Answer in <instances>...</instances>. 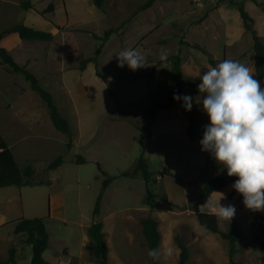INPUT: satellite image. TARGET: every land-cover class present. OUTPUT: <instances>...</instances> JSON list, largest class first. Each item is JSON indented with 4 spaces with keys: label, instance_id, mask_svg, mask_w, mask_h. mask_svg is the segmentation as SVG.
<instances>
[{
    "label": "rangeland",
    "instance_id": "374dc122",
    "mask_svg": "<svg viewBox=\"0 0 264 264\" xmlns=\"http://www.w3.org/2000/svg\"><path fill=\"white\" fill-rule=\"evenodd\" d=\"M23 1L26 0H0V33L16 24H25L52 33L54 41L5 39L0 46L21 65L25 58L30 59L31 65L27 68L43 86L47 84L49 69L65 68L66 75L73 76L75 69L81 72L83 59L99 52L98 70L91 63L84 74V82L92 89L75 92L82 113L89 109L92 110L90 115L95 116V129L90 137L84 141L76 136L72 150H67L58 139L54 140L52 149H39L40 158L31 163L36 185L23 188L21 192L13 187L3 193L11 199L22 196L21 207L25 209L26 219L43 218L47 214L49 193L63 194L65 206L57 211V218L46 225L49 242L54 250L59 245H67L73 252L82 250V256L67 257L68 252L64 250L47 258L56 264H97L90 247L82 246L86 245L84 227L103 222L108 264H152L143 221L153 217L159 221L162 235L161 264H179L177 237L189 247L188 264H231L229 242L220 233L203 228L193 210L205 184L216 175H224V171L210 153L201 151L200 141L189 140L186 132L180 136L162 130L160 122L164 116L154 128L151 139L146 138V132L137 131L136 128L142 130L145 125H136V102L140 100L136 86L143 95L142 106L149 104L151 96L153 102L163 98L164 92L174 83L173 63L180 55L184 77L193 82L200 81V76L210 67L232 59L252 68L254 78L264 89V79L258 77L254 67L253 37L246 31L239 12V4L243 3L254 20V29L264 41V0H257L260 5L253 0H157L144 11L140 7L147 0H105L103 9L96 7L94 0H30L34 9L29 11L20 6ZM50 5L54 9L52 13L48 12ZM110 28L115 29V33L107 43L93 38V34L104 37ZM193 44L211 53L215 64L203 51L194 49ZM125 49L139 51L146 58L145 67L136 71L130 70L127 64L118 67L117 55ZM162 53L167 54L166 60L161 59ZM25 89H31L26 77L12 72L0 58V106L14 105L18 92ZM117 106L122 111L119 121L114 120ZM183 112L184 107L178 104L173 115L187 129L189 119ZM200 113L206 114L203 110ZM108 115L115 123L108 121ZM142 143L153 174L149 184L150 192L155 195L152 206L145 204L148 191L141 175L122 176L134 170L143 151ZM60 155L64 156L65 164L58 180L50 176L55 181L53 187L39 184L46 182L47 165ZM77 155L83 156L87 163L72 162ZM18 160L22 162L23 158L18 155ZM97 163L110 176L118 178L106 190L101 215L95 218L96 201L104 181ZM164 169L172 176H163ZM220 193L226 198L220 200ZM219 200L221 205H234L236 214L230 222L217 214ZM16 208L13 204L2 206L8 209L11 218H18L24 212ZM200 208L217 215L221 232L237 229L236 264H264V251L255 243L252 228L255 218L264 215V211L248 210L243 196L231 185L211 196ZM22 237L24 240L19 242L24 244L21 246L25 251L18 264H30L26 253L27 237ZM7 240L6 232L0 230V245ZM32 255L30 247V257Z\"/></svg>",
    "mask_w": 264,
    "mask_h": 264
},
{
    "label": "trees",
    "instance_id": "16d2710c",
    "mask_svg": "<svg viewBox=\"0 0 264 264\" xmlns=\"http://www.w3.org/2000/svg\"><path fill=\"white\" fill-rule=\"evenodd\" d=\"M157 0H147L141 7L140 10L144 11L153 6ZM257 5L260 3L257 0H253ZM105 0H94V4L99 9H103ZM20 6L26 10H33L34 7L30 0L23 1ZM54 11L53 5H50L48 12L52 13ZM239 12L244 22V27L247 32L252 34L254 41V54H255V69L259 78L264 79V41L259 36L257 31L253 27L254 20L251 15L246 10L243 3L239 4ZM115 33V29L110 28L105 32L104 37H99L93 34V38L97 41H101L103 44L107 43L112 34ZM16 37L20 40L26 41H42V42H52L54 40V35L50 32L36 30L25 24H16L0 33V43L9 38ZM194 49L203 51L210 57L212 64L215 61L212 58L211 53H209L204 47L199 44L191 45ZM98 54L95 56L83 59L80 64L81 71H84L90 63H94L98 70L99 61ZM0 58L2 64L7 65L10 70L17 74H23L26 79L30 82L33 91L38 93L40 98L46 104L52 122L56 129L69 137V142L67 144L68 150L73 147L72 139V129L69 121L60 112L53 94L42 86L38 77L33 74L27 66L20 65L14 57L9 53V51L0 46ZM182 59L180 55L175 57L173 63V85L167 89L164 94L166 99L164 101L155 100L153 106L150 110V119L146 126L142 128L144 132L147 133V138L152 136L151 127L155 124L158 113L160 110H170L174 108L177 103L183 106V101H177L173 99L174 94L184 95L186 91L191 88H198V84L201 81L193 82L184 77L183 69L181 67ZM175 89H178L175 92ZM184 115L189 119V127L187 130V135L191 141H200L203 138L204 130H202L195 122L191 111H186L184 108ZM143 151L141 152L137 164L132 172L122 173L123 177H136L138 174L141 175L142 179L146 183L148 196L145 199V204L152 206L151 200L155 197L153 193L149 190V184L152 182V172L150 167V161L146 157L145 146L142 143ZM65 163L63 155L58 156L52 162L49 163L47 171H54L61 167ZM76 164L82 165L86 164L87 160L81 156L77 155ZM97 166L104 177L102 191L99 194L96 206L94 210V217L97 218L101 215L102 201L106 190L110 185L118 178V176H110L106 171H104L99 163ZM222 169V168H221ZM224 175H216L203 187L202 193L197 199L193 210L197 216V219L201 226L213 233H220L223 239L227 240L230 244L229 254L231 264H236L234 257L238 252L237 243L239 241V236L237 229L232 228L228 232H221L218 222V217L216 214L206 213L201 211V206L207 204L210 197L214 194L221 192L223 189L230 185H233L238 177H229L227 175V170L222 169ZM163 176H172L168 169H164L162 172ZM35 176V170L31 164H26L21 166L15 159L14 154L11 149L7 146L4 141L1 131H0V188L15 186L18 188L35 186L33 179ZM48 217H40L33 219H19L14 228L15 235H26L25 244L30 246L33 250V257L31 264H56L51 262L45 257V253L49 248L50 235L47 231L45 220ZM159 221L153 217H149L143 221V234L147 241V246L149 249L158 248L160 250L162 235L159 230ZM253 234L255 243L264 251V215H259L255 218L253 224ZM87 234L92 242L90 249L93 252V256L97 264H108L109 262V252L106 243V235L104 233V223L94 222L88 229ZM177 245L180 250L179 264H188L190 259V250L186 243L179 237L176 238ZM67 254V252H65ZM152 261V264H161L160 261ZM0 264H18L17 249L14 246L9 248L8 259H0Z\"/></svg>",
    "mask_w": 264,
    "mask_h": 264
},
{
    "label": "crops",
    "instance_id": "0c3cea01",
    "mask_svg": "<svg viewBox=\"0 0 264 264\" xmlns=\"http://www.w3.org/2000/svg\"><path fill=\"white\" fill-rule=\"evenodd\" d=\"M7 39H19V38L9 37ZM253 56H254L253 59H254V67H255V54ZM29 65H31L30 59L25 58L22 66L28 67ZM87 68L81 72L75 69L73 72L74 73L73 76H67L66 75L67 72L65 68L64 70H60V71H55L54 69L51 68L49 69L50 71H48L49 76L46 82L47 83L46 86L42 85L53 94L60 112L70 123L73 134L72 149L75 148L76 136L80 140L85 141L88 139V137H90L93 130L95 129V116L90 115L92 110L88 109L85 113H82V111L77 105V100L75 97V92L79 90L90 91L92 89L91 85L88 84L86 85V83L84 82V74ZM95 79L99 83L101 82V79L96 76V73H95ZM101 86L103 85L101 84ZM192 91L195 93L190 95V92ZM36 94L38 95V93L33 91L32 88L29 90L25 89L24 92L22 93L18 92L17 94L18 96L14 102V105L5 104L0 106V131L2 137L6 142L7 146L11 149L12 153L14 154L16 161L21 166L26 165L28 163L31 164L36 162L40 158V155H38V153H40L39 149H45V150L52 149L53 146L55 145L54 140L58 139L59 141H61L62 145H65V148L68 150L67 144L69 142V137L66 134L56 129V127L52 122L46 104L43 102L40 96L38 95L39 97H37ZM136 95L137 98L140 99L139 101L136 102V125H138L139 127H143L144 125L145 126L147 125L150 119V110L153 106V97L151 96L148 105L142 106L141 104L143 102L142 100L143 95L140 94L137 86H136ZM184 95H189L193 97L191 114L196 124L202 130H205V126L208 125L210 121L207 114L203 115L200 113L202 110V103H200V101L202 100L203 94L199 93L198 88H191L188 91H186ZM164 99H166V96L160 98V100L163 101ZM178 104L180 103H177L174 106V108L170 110L159 111L157 120L151 129L152 136L150 138H147L146 136L147 139H151L153 137V130L159 124V121L162 118V116H164L163 121L160 122L162 124L161 126L162 130L167 131L169 134H178L180 136L182 133L184 136L185 132L187 134L188 128L185 129V125L182 124V121H180V119H178L177 116L173 115V110H175ZM121 112L122 111H120L119 107L117 106L116 117L114 119L115 121H119L118 118H121L120 116H122ZM107 118L110 123H115V121L110 119L109 115L107 116ZM136 130L143 131L137 128ZM193 142H199V141H193ZM18 155H20V157L23 158L22 162L18 160ZM75 160L73 159V161L72 160L71 161L75 162ZM64 164L54 171L47 172L46 182L39 184L48 185L49 187L52 188L55 181L54 179L51 178L53 177L58 180L57 178L58 174L61 170H63ZM13 187L15 186L0 188V230H4L8 237L6 244L4 243V245L3 244L0 245V259L3 260L8 259V252L11 245H20L16 247L18 260L22 258V255L25 251L24 248L21 246L24 244H22V242H19L21 239L24 240L22 235L14 234V228L16 222L19 219H26L27 217L25 214L26 213L25 209L21 207L22 196H19L17 199H11L5 194H3L5 190L11 189ZM23 188H28V187H22L18 189L21 192ZM15 201L17 202V204H14ZM48 202H49L48 205L49 208L47 207V214L43 216V217L48 216V219L45 221L46 225L48 221L57 218V214H56L57 211L65 206L64 196L60 192L49 193ZM9 204L16 205L17 206L16 209L24 212L20 214L18 218H13V217L11 218L9 216L8 209H2L3 205L9 206ZM90 226L84 227L85 230L84 240L86 243V245H82L84 248L85 247L88 248V246L90 247V242H88L89 237L87 234V229ZM52 246L53 245H51V242H49V248L45 253L46 258L47 257L50 258L54 253H59V252L62 253L64 250H67L68 252V254L66 255L67 257L81 258L82 256V250H80L79 253L73 252L72 250H70V247H68L67 245H59V247L56 250H54ZM26 253H27L28 262L31 264L33 255L30 257V247L28 245L26 247ZM29 259L31 260L29 261Z\"/></svg>",
    "mask_w": 264,
    "mask_h": 264
},
{
    "label": "clouds",
    "instance_id": "9594fccd",
    "mask_svg": "<svg viewBox=\"0 0 264 264\" xmlns=\"http://www.w3.org/2000/svg\"><path fill=\"white\" fill-rule=\"evenodd\" d=\"M117 59L118 67L127 64L132 71L146 63V58L135 49L121 51ZM161 59L166 60L167 54L162 53ZM200 81V103L210 121L199 142L201 151L210 153L229 177H238L231 187L243 196L248 210L264 211V89L254 78L252 68L232 59L210 67ZM173 99L182 100L185 110L191 111L192 96L174 94ZM220 197L226 198L224 193ZM220 200L217 214L230 222L236 209L232 204L221 205ZM148 256L158 262L161 251L149 249Z\"/></svg>",
    "mask_w": 264,
    "mask_h": 264
},
{
    "label": "built area",
    "instance_id": "2783aa9c",
    "mask_svg": "<svg viewBox=\"0 0 264 264\" xmlns=\"http://www.w3.org/2000/svg\"><path fill=\"white\" fill-rule=\"evenodd\" d=\"M178 91V89H175V92H177Z\"/></svg>",
    "mask_w": 264,
    "mask_h": 264
}]
</instances>
